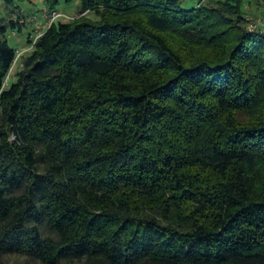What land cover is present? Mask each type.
<instances>
[{
	"label": "trees",
	"instance_id": "obj_1",
	"mask_svg": "<svg viewBox=\"0 0 264 264\" xmlns=\"http://www.w3.org/2000/svg\"><path fill=\"white\" fill-rule=\"evenodd\" d=\"M78 1L10 85L18 50L0 37V259L264 264V24L249 28L250 2ZM6 17L3 36L22 29Z\"/></svg>",
	"mask_w": 264,
	"mask_h": 264
},
{
	"label": "rangeland",
	"instance_id": "obj_2",
	"mask_svg": "<svg viewBox=\"0 0 264 264\" xmlns=\"http://www.w3.org/2000/svg\"><path fill=\"white\" fill-rule=\"evenodd\" d=\"M250 3L247 6V12L251 20H261L264 24V0H248ZM79 1L75 0L70 4H67L65 0H58L57 9L50 11L48 6L44 4V0H33L31 3H24L20 5V12L15 10L10 13L11 9L7 8L5 2L0 0V21L6 15V20L20 21L22 23L21 30L7 29L3 34L0 32L1 38H7L11 47L17 51L16 63L11 70L10 79L7 81V85L13 82L14 76L22 66L23 57L31 52L33 44L39 38V36L45 31L48 25L61 20L56 19L54 22H50V15L53 12H59L66 18L65 20L75 19L79 16ZM86 14V13H84ZM83 15V14H82ZM92 17V16H91ZM29 41V42H28ZM32 42V43H31ZM23 257H4L0 259V264H29L25 262Z\"/></svg>",
	"mask_w": 264,
	"mask_h": 264
},
{
	"label": "built area",
	"instance_id": "obj_3",
	"mask_svg": "<svg viewBox=\"0 0 264 264\" xmlns=\"http://www.w3.org/2000/svg\"><path fill=\"white\" fill-rule=\"evenodd\" d=\"M49 15H50V19H49L50 22H54L56 19H59V18L63 19V20H65L64 18H66L63 14H61L59 12H53ZM262 25H263V22L261 20H255V21L251 20L249 23V28L251 30H256V29H259ZM49 26H51V24L48 25L47 28Z\"/></svg>",
	"mask_w": 264,
	"mask_h": 264
}]
</instances>
